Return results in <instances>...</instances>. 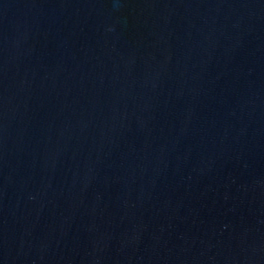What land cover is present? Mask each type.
I'll return each mask as SVG.
<instances>
[{
	"label": "water",
	"instance_id": "95a60500",
	"mask_svg": "<svg viewBox=\"0 0 264 264\" xmlns=\"http://www.w3.org/2000/svg\"><path fill=\"white\" fill-rule=\"evenodd\" d=\"M0 264H264V0H0Z\"/></svg>",
	"mask_w": 264,
	"mask_h": 264
}]
</instances>
